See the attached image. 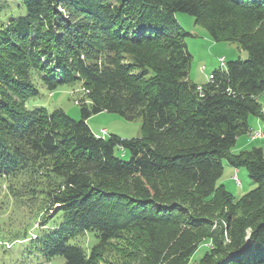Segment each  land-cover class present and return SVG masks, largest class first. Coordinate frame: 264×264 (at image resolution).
Returning <instances> with one entry per match:
<instances>
[{
    "label": "trees",
    "instance_id": "1",
    "mask_svg": "<svg viewBox=\"0 0 264 264\" xmlns=\"http://www.w3.org/2000/svg\"><path fill=\"white\" fill-rule=\"evenodd\" d=\"M20 1L26 15L0 27V178L30 212L16 235L25 252L62 264H264V148L232 151L250 117L264 120V0ZM178 12L248 58L192 82ZM38 79L79 87L81 119L28 109ZM101 112L141 118L143 136L98 137L88 119ZM224 161L257 186L229 192ZM87 235L89 251L74 242Z\"/></svg>",
    "mask_w": 264,
    "mask_h": 264
},
{
    "label": "rangeland",
    "instance_id": "2",
    "mask_svg": "<svg viewBox=\"0 0 264 264\" xmlns=\"http://www.w3.org/2000/svg\"><path fill=\"white\" fill-rule=\"evenodd\" d=\"M25 15L26 8L20 0H0V27L10 19ZM176 18L182 28L190 34L186 37L185 42L192 56L189 70V78L192 82L200 85L207 83L211 73L220 68L225 69L221 62L222 59L226 63L231 60H246L248 58L247 52L242 50L237 44L216 43L207 31L196 23L194 16L178 12L176 13ZM35 84L38 87L39 95L31 98L26 103L28 109L44 107L51 113L55 109L60 108L72 119L77 121L81 119V109L78 103L81 94L79 87L61 85L56 90L49 91L39 79L35 80ZM88 124L98 137H103L104 131H106V137L116 135L123 139H132L143 136L141 118L129 121L115 113L101 112L90 117ZM262 125L264 129V120H262ZM252 144L253 147L264 148V139L257 140ZM232 150H236V148ZM117 154L124 160L130 158L129 153L124 150H118ZM223 163L225 169L219 184H223L229 192L240 196L257 186L250 179L245 168H240L238 173L239 184L234 179L235 169L230 168L226 161ZM3 181L4 179L0 178V264H62L64 262L63 257H56L51 261H47L25 252L26 244L22 240H18L19 238H16V235L23 233L29 225L28 216L30 212H27L28 209L26 207L15 204V200L10 195H7V188L2 185ZM50 212L52 214L55 211L52 210ZM31 228L28 227L29 233L33 232ZM88 238L89 236L87 235V240ZM96 241V239L86 241L79 238L74 242L89 251ZM207 246L209 244H202L199 247L193 256L194 262H198L203 257Z\"/></svg>",
    "mask_w": 264,
    "mask_h": 264
},
{
    "label": "crops",
    "instance_id": "3",
    "mask_svg": "<svg viewBox=\"0 0 264 264\" xmlns=\"http://www.w3.org/2000/svg\"><path fill=\"white\" fill-rule=\"evenodd\" d=\"M260 103L262 104L263 106V111H264V94L260 97L259 99ZM250 125H251V133L253 132H256V129H258V131H262L264 132V129H263V125H262V119L260 118H257V117H250ZM251 133L249 135H244V136H241L238 140H237V143L235 145L234 148H236V150H232L234 153H238L242 150H247V149H251L253 146V142L257 141V140H261V139H264V136L261 137L260 139H252L251 137ZM247 136V137H245ZM247 138V139H245ZM228 164V163H227ZM228 166L232 169H235V174L234 176L236 175V172H237V177H238V173L240 172V169H236L234 167H232L231 165L228 164Z\"/></svg>",
    "mask_w": 264,
    "mask_h": 264
},
{
    "label": "built area",
    "instance_id": "4",
    "mask_svg": "<svg viewBox=\"0 0 264 264\" xmlns=\"http://www.w3.org/2000/svg\"><path fill=\"white\" fill-rule=\"evenodd\" d=\"M221 62L224 64V60H223V59H222ZM213 78H214L213 75H210V76H209V79H210V80H212ZM261 133H264V132H259L258 129H256V134L253 135V138H252V139H260V134H261ZM103 134H104V136H105V135H106V131H104ZM234 179H236V180L239 182L237 175L234 176ZM239 184H240V182H239Z\"/></svg>",
    "mask_w": 264,
    "mask_h": 264
},
{
    "label": "bare ground",
    "instance_id": "5",
    "mask_svg": "<svg viewBox=\"0 0 264 264\" xmlns=\"http://www.w3.org/2000/svg\"><path fill=\"white\" fill-rule=\"evenodd\" d=\"M224 65H225V62H224V64H223V66H224ZM209 76H210V75H209ZM259 132H262V131H259ZM254 134H256V133H252V134H251V135H252V138H253V135H254ZM263 136H264V133H261V134H260V138L263 137ZM235 180H236V179H235ZM238 180H239V179H238ZM236 181H237V180H236ZM237 182H238V181H237ZM239 182H240V181H239ZM239 182H238V183H239Z\"/></svg>",
    "mask_w": 264,
    "mask_h": 264
},
{
    "label": "water",
    "instance_id": "6",
    "mask_svg": "<svg viewBox=\"0 0 264 264\" xmlns=\"http://www.w3.org/2000/svg\"><path fill=\"white\" fill-rule=\"evenodd\" d=\"M250 238H251V237H250V235H249V236L247 237V243L250 241Z\"/></svg>",
    "mask_w": 264,
    "mask_h": 264
}]
</instances>
